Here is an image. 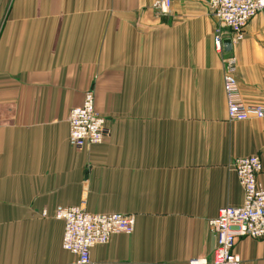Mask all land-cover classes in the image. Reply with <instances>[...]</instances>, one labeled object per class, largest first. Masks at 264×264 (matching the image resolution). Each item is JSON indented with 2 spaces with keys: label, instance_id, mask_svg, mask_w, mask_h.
Returning a JSON list of instances; mask_svg holds the SVG:
<instances>
[{
  "label": "crops",
  "instance_id": "0c3cea01",
  "mask_svg": "<svg viewBox=\"0 0 264 264\" xmlns=\"http://www.w3.org/2000/svg\"><path fill=\"white\" fill-rule=\"evenodd\" d=\"M153 1L0 0V264L71 262L61 206L135 216L95 264L210 260L209 222L244 203L232 162L260 156L264 187V118L229 120L209 0H172L170 16ZM226 55L243 102L264 106V17ZM90 88L108 136L77 149L69 116ZM235 252L264 264V240Z\"/></svg>",
  "mask_w": 264,
  "mask_h": 264
},
{
  "label": "built area",
  "instance_id": "2783aa9c",
  "mask_svg": "<svg viewBox=\"0 0 264 264\" xmlns=\"http://www.w3.org/2000/svg\"><path fill=\"white\" fill-rule=\"evenodd\" d=\"M153 10L170 16L172 0H154ZM210 15L216 21L214 47L223 58L224 91L228 116L232 122L264 118V106L247 105L241 98L236 77L237 58L227 56L224 42L233 45L245 38L249 22L256 16L264 17V0H209ZM69 142L77 149L102 145L108 136L106 120L95 108L94 88H90L80 107L69 116ZM244 190V203L239 208H223L216 219L209 222L216 234L217 245L210 260H194L191 264H242L235 252L238 239L264 240V187L258 180L263 170L260 156L239 158L232 162ZM46 215V212H44ZM55 217L64 223L62 246L74 259L68 264H95L91 251L107 245L115 235H131L136 229V218L124 214H91L84 207H58Z\"/></svg>",
  "mask_w": 264,
  "mask_h": 264
},
{
  "label": "water",
  "instance_id": "95a60500",
  "mask_svg": "<svg viewBox=\"0 0 264 264\" xmlns=\"http://www.w3.org/2000/svg\"><path fill=\"white\" fill-rule=\"evenodd\" d=\"M224 45H225V51H226L227 53H229V52L232 51V43H231L230 40H226V41L224 42Z\"/></svg>",
  "mask_w": 264,
  "mask_h": 264
}]
</instances>
